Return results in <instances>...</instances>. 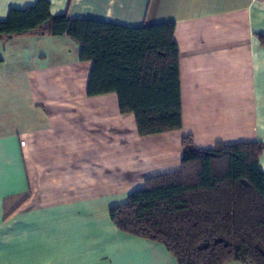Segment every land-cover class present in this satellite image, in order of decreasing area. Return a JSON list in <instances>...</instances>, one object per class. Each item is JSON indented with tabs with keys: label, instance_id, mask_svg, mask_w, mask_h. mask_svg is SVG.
I'll return each mask as SVG.
<instances>
[{
	"label": "crops",
	"instance_id": "obj_1",
	"mask_svg": "<svg viewBox=\"0 0 264 264\" xmlns=\"http://www.w3.org/2000/svg\"><path fill=\"white\" fill-rule=\"evenodd\" d=\"M36 1L0 0V20ZM50 2L54 15L127 27L174 21L183 125L142 136L116 93L88 95L93 61L68 36L0 39V264H178L120 231L110 208L180 169L184 136L204 149L264 142V0ZM7 197L19 205L9 216Z\"/></svg>",
	"mask_w": 264,
	"mask_h": 264
},
{
	"label": "trees",
	"instance_id": "obj_2",
	"mask_svg": "<svg viewBox=\"0 0 264 264\" xmlns=\"http://www.w3.org/2000/svg\"><path fill=\"white\" fill-rule=\"evenodd\" d=\"M51 5L37 0L11 8L0 20V39L68 36L81 45V59L93 61L88 95L116 93L120 111L135 115L142 136L182 127L174 21L127 27L54 15ZM259 38L264 44V35ZM181 144V168L146 178L125 203L110 208L111 220L128 235L165 245L178 264H264V142H218L204 149L187 135ZM11 198L6 216L19 206L10 207Z\"/></svg>",
	"mask_w": 264,
	"mask_h": 264
}]
</instances>
